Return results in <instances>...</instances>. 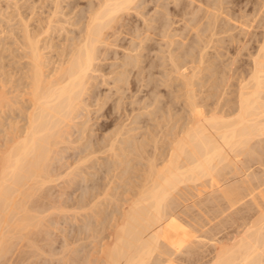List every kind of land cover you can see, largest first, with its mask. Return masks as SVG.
<instances>
[{
	"label": "bare ground",
	"instance_id": "obj_1",
	"mask_svg": "<svg viewBox=\"0 0 264 264\" xmlns=\"http://www.w3.org/2000/svg\"><path fill=\"white\" fill-rule=\"evenodd\" d=\"M4 1L8 3L7 7L10 3H16V0H0V12L1 3ZM59 1L60 0H55V3L53 4H55V6H58ZM96 1L93 6H91L83 13L84 15H82V17H77L79 20L76 23H79V26L77 27L76 32L73 36L68 38L66 37V39L62 41V44L60 43L59 46L61 47V49L60 52L58 51L59 53L56 60L47 58V54L45 53L44 49L48 48L49 46L47 44V46L41 45L40 42L42 41V39L40 38L39 32H31L29 29H27L26 23L22 22V26L20 29H9L10 33H12L15 38L14 43L21 46V52L18 57L24 61L19 62V71H15V73H19L17 79L13 78L12 74L7 75V72L2 70V67L4 65H1L2 67H0V118L3 119L6 112L12 113L10 116L11 121L8 122L6 128H3L4 131H2V134L0 136V264H24V261L27 260L26 256L24 257V254L26 253H24L22 256L21 252L24 251V249L21 248L22 251H19V248L17 246L19 244L20 246L22 245L21 241L23 239H27L30 244L33 245L39 240V237L44 238V233L47 234L46 228H48V226L51 224L54 225V223L58 221L56 220V217H59L58 215H64L66 218L71 217L74 219L78 211H88L90 212V214L95 215V218H97L98 216L96 215V213L98 208L99 210L102 209V207L100 208L99 206V204L102 203L101 198L109 199L112 202L114 200L116 203L122 201V203L119 206L117 205L118 207L116 206V209L113 207L115 211L111 209H109L110 213L106 211L108 215L110 214V217H107L110 224L108 223L107 226H102L104 227V229L102 230L106 231L105 235L101 232L105 240L98 245V248H96V246L91 250L88 249V252H86L84 248V251L86 253L83 254L84 252L82 251L83 256L81 255L80 257L76 256L75 253L77 255H80V253L78 254L77 252L81 251L82 249L75 250L77 248L74 249L73 247H69L70 249L73 248L74 251H76L74 253L73 249L72 251L69 249L74 253L73 255H75L71 256L73 257L71 260L79 261L75 264H164L168 263V261L171 263H174L176 261L174 264H264V174L261 175L262 173H264V169L259 167L260 169L258 170L261 172L263 170V172H260L261 176L257 177V172L252 165V163H256V161H252V155L254 156V152L256 154L257 151H254V145H256L258 142H264V16L259 15L260 21H262L261 26L263 27V32L260 44L257 46L254 51L255 53L251 57V67L249 68L250 70L248 69L250 73L247 77L240 76V80H237V85L234 84L236 85V89L234 91L231 89L229 90L235 92V95H233L234 98H232L231 96V99L235 100L231 103H233L235 106L230 103L231 105L229 104V106L233 105L234 109L232 111V114L229 113V115H226L222 113L224 112L222 111L223 108L219 113V107H217L219 104L215 106V110H218V112H211L212 109L210 110V113H208L209 110H207L206 112L205 109H203L204 111H202L201 108L203 107V104L201 105V101L198 100L199 96L197 93L198 89H196L197 86L194 87V85H196V83L194 82V78L197 77V73L201 72H199L200 68L193 63L197 61L199 64H201L203 63V61H205V44L197 48L198 54L196 56H191V58L188 60V62H190L192 65L187 67L185 65V62L178 61L179 56L173 55L171 53L172 50H169L172 46L171 44L174 42V39H172L174 31L172 32L170 24L167 22L171 19H168L165 7L160 4V0H154L155 10L156 8L161 9V11L159 12L160 15H155L156 13L153 11L155 17H152V20H154L155 22L150 21L149 23L154 22V24L145 25L147 23L146 21L149 20H146L147 18L144 19L145 17H143L141 19H144V21L146 20L145 23H143L145 27L138 28L133 25L132 28H129L127 31H122L121 29L120 33L122 34V38H125L128 41H125L127 43L125 48L127 49L125 50L127 51V53L123 55L119 62L116 61L118 62V69L117 71H114V74L109 77L108 82L111 83V86L108 88V91L106 93H101L102 91L100 92V90L98 91L97 84L100 80H97L96 73L100 72L99 68H101L100 66L102 65L101 60L105 58L107 60L106 47L107 45H111V43L117 41V39H120V37H117L116 33L115 36L113 35V40H109L108 38L110 35L114 34L115 29L118 28L117 26L122 27L124 25V23L121 22L122 15L127 14L131 9L138 7L139 4L137 2L139 0ZM186 1L189 5L190 3L194 4L193 0ZM136 3L138 5H136ZM203 3H207V1H204ZM67 5H69V3ZM175 5L176 4H174V6ZM205 6H202L203 9ZM263 6L264 5H262V9L264 8ZM58 7H60V5ZM199 7H201V5ZM257 8L259 9L260 7ZM197 9L196 11L198 12ZM214 9H216V7ZM219 9L221 10L222 8ZM253 11H256V7ZM258 12H261L260 9ZM256 13L254 18L255 20L258 19V15L256 18ZM209 14L212 16V27H215L216 14H214V12L209 9V6L208 8L204 9V12L202 13V16L200 18L209 17ZM189 15H191V13ZM142 16L143 15H141V17ZM177 16H179V14L176 15V18H180ZM173 18L174 17H172V19ZM181 18H183V15ZM186 18L187 17L184 16L183 19ZM198 18L195 19V16L193 17V19L195 20L194 25H196V23L199 21L200 18ZM227 18L229 17L227 16ZM51 22H54V20L49 19L47 22V26H49ZM127 22L129 23V21ZM214 22L215 26H213ZM175 23L174 25H176ZM185 23H187V20ZM185 23H183V26L186 29L188 26H190V24L186 26ZM188 23H190V21ZM72 24L73 23H71V25ZM244 24L242 23L241 29L248 26L246 24L245 26H243ZM191 25L193 26V24ZM198 25H203V23H200ZM233 25L235 24L233 23ZM47 26L45 27L46 29H48ZM181 26L182 24L180 25V27ZM192 26L190 27L192 28ZM230 27H232L231 24ZM194 28L192 29L195 31ZM234 28L235 27H233V29ZM247 28L250 29V26H248ZM156 29L162 32L161 37L157 34ZM244 30L245 32H248L246 31V29ZM203 31H205V28L203 29ZM209 31L210 30H208V32ZM16 32H20L18 37L15 34ZM182 32L184 33V30H182ZM214 33L215 32H213V35ZM154 35H158L159 38H156L161 39V41L163 40L165 45H167V47H170L168 48V50H166L165 58L163 57L164 60L166 59V61L170 65V74L168 78H176L180 80L179 85L184 90L183 98H185V100H183L186 102L184 104L186 114L183 117L186 118L185 116L187 115L189 122L184 125V127H182L178 132H173L175 133L174 135H172L171 133L172 138L170 137V139L168 138V141H165L164 145H166L167 149L164 147L165 151L163 154L165 155L163 157L160 156L161 159L159 158L158 160L157 158L159 156L157 157L154 152L153 155H150V157H148L149 155H147V164H144L146 165V168H142V170H144L143 174L140 176L141 181H139L140 183L137 187L135 186L136 192H133V195H128L127 198L121 200L114 197V193L112 191L111 192L113 193V195L109 193V186H105L103 188L101 187L102 189L100 188V190L99 188L97 189L95 185H93L91 187L92 189H95V191L93 194L91 193L92 197L90 198L86 197L81 198L80 200H71V203L67 202L66 200L60 202V199V201L54 199L52 196L54 193V188L60 183L63 184V186L69 185L70 187V183L74 182V180L77 179L75 176L78 175L79 171L81 172L83 170L81 169L82 166L88 168L89 165L86 164H89L87 162L91 163V160L93 158H96L98 160L99 156H105V161L100 164L106 167L105 172L108 173L110 172V169H112L110 157L118 156L121 150L125 148L127 149V147H129L131 149V154L132 152H138V154L143 153L141 149L143 150V148L145 147H143L144 145H142L140 142L137 143V141H134V135L133 137H125L128 131L133 128L129 127L130 129H125L124 125H119L114 128V126L116 125V119L112 118L111 114L114 111H118L120 104L124 101V98L127 97V95H125L126 91H131L134 93L138 90V86L134 84V81L141 82L142 80H144V84H141L147 87L148 95L156 91V85L152 77V68L159 66H155V63L152 61V59H150V56L148 54L151 49L149 41L154 39ZM181 36L185 38L186 35L184 36V34H181ZM186 38H188V36ZM198 38L200 39V37ZM179 40L178 42H176L180 47L182 46V44L179 45ZM243 41L242 45L245 42ZM200 42L203 41L201 40ZM162 45L163 44H161V46ZM196 45L199 46L198 44ZM128 49L130 51L129 53ZM141 50H144V52ZM185 54L191 55L188 50L187 52H185ZM182 58L184 61V54ZM163 62L164 61H162L163 65H167L165 62ZM112 64L114 63H111V65ZM207 64L208 63H206L205 65L208 67ZM219 66L218 64H214L212 66L210 65L209 68L212 70V73L215 71L216 74V71L219 72ZM160 68L164 70V68ZM155 71H157V69L154 70V72ZM223 73L224 72H222V74ZM171 75L174 76L171 77ZM227 77H229V75ZM95 78L97 80V83L94 82ZM224 79L229 78L225 77ZM15 81H17V84L15 83ZM228 82L229 80L227 81V84ZM13 83H15L16 85H14ZM170 85H172V83ZM170 85L168 86L170 87ZM165 86L167 87V85ZM225 87H227V85ZM172 88L171 91L173 90ZM221 92L224 93V91L222 90ZM129 96L131 97V95ZM88 98L92 99V102H85V100H87ZM217 100H219V98ZM177 101L175 104L178 103ZM91 104H94L96 105L95 107H97L96 109L94 108V113L96 114L95 116L89 115V111L87 108L88 106L90 108ZM163 104L164 102L162 103V105ZM147 105H149V103ZM147 105L145 106L146 108ZM172 108L175 107L172 106ZM177 108L180 109L179 107ZM224 109L226 110V107ZM159 110H161V108L156 106L155 108H152V110H146V114L150 115L151 113H153L156 115L157 113H160L161 115V112H159ZM14 111H16L15 115ZM100 111H102V113L99 114L98 112ZM228 112L229 111L224 113ZM165 113L166 112H164V114ZM82 116L83 120L81 121V126L77 128V130L79 131V135L76 138L77 140L79 139V141L81 139L83 141L84 139V141H81L82 143L79 144L81 145V150L79 149L81 155L73 164L68 163L64 170L59 171L58 169L60 167L57 169L56 166L53 165V160L57 159V155L59 153H63L65 155L66 152L64 151V153L62 150H67V148L70 147L71 143L74 140H68L70 138L69 134L71 133L70 128L72 127V129H76L75 127H73L78 123L75 119L77 117H79L80 119V117ZM101 116L105 119L96 121L97 126L99 127L94 128L93 123H88L92 117L100 120L99 117ZM137 116L138 114H134L131 121L135 122ZM181 117L182 116H180V118ZM5 118L7 119L6 116ZM126 119L127 117L125 118V120ZM138 119L140 120V118ZM152 120L150 119V122ZM167 122H165V124L161 122V124L166 125ZM166 129L167 128H165V131ZM150 132H148V134ZM66 138L68 139L66 140ZM155 139L153 141L151 140L153 142L154 148L157 146ZM74 144L75 143L73 142L72 146ZM68 149L70 151L71 148ZM72 149L77 148L72 147ZM79 150H77L78 153ZM118 150H120L119 153H117ZM161 153L162 150L159 154ZM257 154H259V151ZM262 155L264 156V154ZM256 159H261V157ZM261 160L259 161L262 165L263 163L261 162ZM258 166H260V164ZM227 174L231 176L228 178L226 176ZM74 177L76 179H74ZM69 192L70 191H67L66 193ZM60 197L58 196V198ZM205 199H208V203L204 204L202 202ZM188 206L193 208L195 207L194 209L190 208V210L195 211H189ZM76 209L77 211L71 212V210ZM69 211L70 214L67 213ZM106 212H104L105 215ZM63 213H66L67 215ZM104 213L102 215H104ZM176 213H182L180 215H183L181 216V218L179 215V219L184 220H182L184 223H182L180 227H177V224L175 225L173 223L174 220H172V216H174ZM97 214L99 215V212ZM105 215L104 218H106ZM64 216H62V222H64L63 218L65 220ZM85 216L90 218V216ZM85 216H82V219L84 221L89 220V218L85 219ZM176 216L177 215H175V217ZM219 216H226L225 218H227V216L230 217L231 220L227 221L231 222L232 224L235 223L236 225L231 224L233 227H235V229L237 227H241V229L237 228V231H235V229L233 228L236 233H234V235L233 233H231L233 236L230 237V240L228 242L227 240L224 241L225 239L221 241L220 238H216L218 237V232H220L219 230H223L221 228L224 226L220 224L218 226L219 228H221L219 230L217 229L218 226L214 221H220L221 218ZM99 217L102 216L99 215ZM218 217L219 219L216 220ZM68 220L66 219L65 222ZM96 220L97 219H95L94 221V219L92 218V220L90 219L89 223L87 224L85 221V224L87 226L90 225V228L92 229L91 222H96ZM227 221L225 222L228 223ZM225 222H223L225 225L230 226L229 223L226 224ZM98 223H100V221ZM94 224L93 228L95 227ZM86 225L84 227H86ZM215 226L217 227L215 228ZM225 227L226 226H224V228ZM214 229H217L218 232L214 231ZM85 230L87 229L83 228L80 233H86ZM90 230L88 231V233L90 232ZM211 230L213 234H211ZM92 231L93 230H91V232ZM209 231L210 233H208ZM63 232L65 233V230ZM95 232L93 234H96ZM60 233H57L58 236ZM80 233L79 235H81ZM92 233L89 234L91 235ZM77 235L78 234L75 235L76 237L74 236V238H72L74 241H70L71 238L69 239L70 242L67 241V238L63 239L65 241V245L72 244L73 242H76L78 238H82L79 235V237L77 238ZM87 235L86 237L90 236ZM96 235H94L93 237H95ZM98 236L100 237V235ZM61 237L62 236H59V238ZM65 237L71 236H65L64 234V238ZM95 238L97 241L98 238ZM99 241H101V239H99ZM99 241L97 242L99 243ZM60 242H62V240H60ZM197 242L199 246L197 244V246L193 245ZM49 245L52 246V244ZM43 246L44 245H42L41 247ZM191 246L194 247V249H191ZM185 248H187V250H185ZM36 249L34 251H36ZM51 251H53V249ZM176 252H178L177 254H179L180 252V254L178 256L175 254L176 258H174L172 255H174V253ZM181 253L184 255L183 257H181ZM31 254L33 255V253ZM58 254L61 253L58 252ZM29 255H27V257ZM34 257H36V255ZM30 258L33 259L32 256ZM60 258H62L61 255ZM60 258L56 260L58 261L57 263H59V261L62 262V260L65 261L68 259V257H64V259L62 258L61 260ZM171 258H174L176 260L174 261ZM32 261L34 262V259L29 262L32 264ZM42 261L43 263H45L43 259H41V262ZM64 261L62 263H64Z\"/></svg>",
	"mask_w": 264,
	"mask_h": 264
},
{
	"label": "rangeland",
	"instance_id": "obj_2",
	"mask_svg": "<svg viewBox=\"0 0 264 264\" xmlns=\"http://www.w3.org/2000/svg\"><path fill=\"white\" fill-rule=\"evenodd\" d=\"M55 0H16V5L13 4V3H10L9 6L7 7L8 3L6 1L2 2L1 3V12H0V67H2V70L3 71H6L7 72V75L9 74H12L13 75V78L17 79L18 78V75L19 73H15L18 72V67H19V62H23L24 60L20 59L18 57V55H20V52H21V46L18 45V44H15L14 42V36L12 33H10V30L11 29H20L21 26H22V22L26 23L27 24V29H29L31 32H36L40 34V38L42 39V41L40 42L41 45H48L49 47L48 48H45L44 51L45 53L47 54V58H50L51 60H56L57 58V55L58 53L60 52V49L61 47L59 46L60 43L62 44V41H64L66 39V37H71L75 34L76 32V29L77 27L79 26V23H76L80 18L82 17V15H84L83 13L88 10L91 6H93L95 4V1L96 0H60L59 1V5L60 7L58 6H55V3L54 2ZM63 1V2H62ZM165 0H160V4H162L164 7H165V10L167 12V17L168 19H171L169 21H167L169 24H170V28L172 30V32L174 33L173 35V38L174 39V42L171 44V48L170 47H167V45H165V43L163 42V40L161 41V39H157L159 38L158 35H160L161 37V31H159L158 29L154 30L157 32V36L154 35V39H152L150 42V47L152 49H150L149 51V56H150V59H152V61L155 63V66H159V67H153V71H152V77L154 79V82H155V85H156V91L150 95H148L147 93V87H145L143 84H144V80H142L141 82H136L134 81V84L138 86V90L136 92H131V91H126L125 92V95H127V97L124 98V101L120 104L119 106V109L118 111H114L112 112L111 114V117L112 118H115L116 119V125L114 126L117 127L119 125H124L125 129H130V128H133L131 130L128 131L127 135L126 136H129V137H133L134 135V141H137V143H141L142 145H144L143 147V150L141 149V151L144 153L142 154H138V152H132V154L130 153L131 149L129 147H127V149H123L121 150H118L117 153H119V157L118 156H111L110 158V163L112 165V169H110V172L106 173L105 170H106V167L102 166V164L100 163H103L105 161V156H99L98 160L96 158H93L91 160V163L90 162H87L89 164H86V165H89V167H85V166H82L81 169H83L81 172L79 171L78 175L74 177V182L70 183V187L69 185L66 186L63 184H59L58 186H56L55 189L54 188V193H53V198L54 199H57L58 201L60 202H63L64 200H66L67 202L71 203L73 200H80L81 198H86V197H92V194L94 193L95 189H92L91 186L95 185V187L98 189H100L101 187H105V186H109L108 190H109V193L113 195L114 193V197L116 198H119V199H124V198H127L128 195H133L132 193L136 192L135 188L138 186V184L140 183L139 181H141V178L140 176L143 174V170L146 168V165H144L145 163L147 164V155H149L148 157H150V155H153V152L154 154L158 157H156L158 160L160 158V156H164L165 154L164 151H165V148L167 149L166 145L165 144V141H168V138L170 139V137L172 135H174L176 132H178L182 127H184V125H186L188 122H189V119L187 118V115L185 116L186 118H184L183 116L186 114L185 113V98H183L184 96V90L182 89V87L179 85L180 84V80L176 79V78H168L169 77V70H170V65L168 64V62L166 61V59L164 60L165 58V55H166V50H168V48H170L169 50H172L171 53L173 55H178L179 58H178V61H181V62H185V65L188 67L190 65H192L190 62H188V60L191 58V56H196L198 54V49L200 46L204 45L205 44V47H204V51H205V54H204V60L203 63L199 64L197 61H195L193 64H196L200 70L199 72L201 73H197V77L194 78V82L196 83L195 86L197 90V93H198V100L201 101V105L203 104V107L201 108L202 111H204L203 109H205V111L207 112V110H209L208 113H210V110L212 109L211 112L213 111H217L218 110H215V106L219 107V113L221 112L222 108L224 112H227L229 111L228 113H224L222 112L223 114H226V115H229V113L232 114V111L234 109V104L231 103V102H234L235 100L231 99V96L232 98H234L233 95H235V92H233L235 89H236V85L238 83V81L240 80V76L242 77H247L248 74L250 73V67H251V57L252 55L255 53V49L257 48V46L260 44V41H261V38H262V32H263V27L261 26L262 25V21H260V18H259V15L261 16H264V8L262 9V5H264V0H263V3H262V0H193L194 4L190 3V5L187 3L186 0H166L165 2H163ZM206 2L207 3H203V2ZM209 1V2H208ZM260 3L262 4H258L257 3ZM143 2V3H142ZM174 2V3H173ZM197 2V3H195ZM66 3V4H65ZM69 3V5H67ZM97 3V1H96ZM139 4L138 7L136 8H133L130 10L129 13L127 14H123L122 17H121V22L124 23V25L122 27L120 26H117L118 28L115 29V32L114 34L110 35L109 36V40H113L114 39V36L117 34V37L120 39H117V41H115L114 43H111V45H107L106 49H107V60L106 58L101 60L102 62V65L100 66L101 68L100 69V72L99 73H96L97 75V80H100L98 81V91L100 90L101 93H106L108 91V88L111 86V83L108 82L109 81V77L111 75L114 74V71H117L118 67V62L120 61V59L123 57V55L125 53H127V49L126 48V45L128 42L127 39L125 38H122V34L120 33L121 29L122 31H127L129 28H132V26L134 25L135 27H138V28H142V27H145V25L147 24H154V20H152V17H155V15H160L159 12L161 11L160 8H156L155 10V2L154 0H139L137 2ZM136 3V5H138ZM142 3V5H141ZM179 3V4H178ZM186 3H187V6H186ZM199 3H203V4H199ZM211 3V4H210ZM215 3V4H214ZM75 4V5H74ZM174 4H176L174 6ZM197 4V5H196ZM199 4V5H198ZM221 6H220V5ZM13 5V6H11ZM62 5V6H61ZM141 5V6H140ZM179 5V6H177ZM201 5L202 6H205V8H208L209 6V9L214 12V14H216V26H215V22H214V25L215 27H212V16L209 14V17H204V18H200L202 16V13L204 12V9L203 7H199ZM218 5V6H217ZM174 6V7H173ZM195 6V7H194ZM214 6V7H213ZM220 6V7H219ZM52 7V8H51ZM152 9H151V8ZM178 7H179V10H178ZM198 7V9H197ZM216 7V9H219V8H222L220 11L219 10H216L214 9ZM256 7V11L260 9V11L262 12H258L256 13V11L254 12L253 10L255 9ZM257 7H260L259 9ZM264 7V6H263ZM71 8V9H69ZM85 10H84V9ZM142 8V9H141ZM190 8V9H189ZM195 8V9H194ZM74 9V10H73ZM154 9V10H153ZM196 9L198 10V12L196 11ZM203 9V10H201ZM231 9V10H230ZM262 9V10H261ZM56 10V11H55ZM136 10V11H135ZM142 10V11H141ZM215 10V11H213ZM223 10V11H222ZM51 11V12H50ZM55 11V13H54ZM156 13L154 15V12ZM157 11V12H156ZM182 11V12H181ZM196 11V12H195ZM17 12V13H16ZM19 12V13H18ZM185 12V13H184ZM188 14H187V13ZM191 15H189L190 13ZM219 12V13H218ZM222 12V13H221ZM2 13V14H1ZM55 15H54V14ZM58 13V14H57ZM139 13V14H138ZM176 13V14H175ZM193 13V14H192ZM198 13V14H196ZM230 13V14H229ZM255 13H256V18H257V15H258V19L255 20ZM260 13V14H258ZM51 14V15H50ZM53 14V15H52ZM137 14V15H135ZM154 16H153V15ZM177 17H180V18H176V15H178ZM186 14V15H184ZM50 17H49V16ZM127 15V16H126ZM140 15V16H139ZM141 15H143L141 17ZM152 15V16H151ZM183 15V18L184 16H186L187 18L186 19H183L181 18ZM188 15V16H187ZM193 15V16H192ZM198 15V16H196ZM2 16V17H1ZM192 16V17H191ZM195 16V19L198 18L199 21L196 23V25H194V22L195 20L193 19V17ZM227 16L229 18H227ZM48 17V18H47ZM52 17V18H51ZM78 17V18H77ZM145 17L144 19L146 20H149V21H146L147 23L144 25L143 23H145L144 19L142 20L141 18ZM150 17V19H149ZM172 17H174L172 19ZM191 17V18H190ZM197 17V18H196ZM231 17V18H230ZM176 18V19H175ZM207 18V19H205ZM228 19V22H227V19ZM49 19H52L54 20V22H51L49 26H47V22ZM139 19V20H138ZM182 19V21H181ZM174 20V21H172ZM184 20V21H183ZM187 20V23L190 21V23H185ZM191 20H194V21H191ZM231 20V21H230ZM236 20V21H235ZM259 20V21H258ZM2 21V22H1ZM127 21H129V24ZM132 21V22H130ZM150 21H154V22H151L149 23ZM171 21V22H170ZM206 21V22H205ZM209 25H208V23ZM210 21V22H209ZM225 21V22H224ZM64 22V23H63ZM127 22V23H126ZM136 22V23H135ZM187 25L190 24V26H192L191 24H193V27L195 29V31L190 27L188 26L186 29L185 27L183 26V23ZM218 22V23H217ZM230 22V23H229ZM256 22V23H255ZM71 23H73L71 25ZM76 23V24H75ZM139 23V24H138ZM173 23V24H172ZM174 23L176 25H174ZM180 23V24H179ZM200 23H203V25H198ZM205 23V24H204ZM233 23L235 25H233ZM242 23L250 26V29L247 28L248 26L246 27H243L242 28ZM3 24V25H2ZM53 24V25H52ZM60 24V25H59ZM70 24V25H69ZM139 26H137V25ZM178 24V26H177ZM182 24V26L180 27V25ZM226 24V25H225ZM229 24V25H228ZM230 24L232 27H230ZM245 24L243 26H245ZM258 26H257V25ZM29 25V26H28ZM47 26L48 29H46L45 27ZM75 25V26H74ZM131 25V27H130ZM143 25V26H141ZM199 28H198V26ZM241 25V26H240ZM74 26V27H73ZM157 26V25H156ZM173 28H172V27ZM127 27V28H126ZM180 27V28H179ZM197 27V28H196ZM227 27V29H226ZM233 27H235L233 29ZM240 27V28H239ZM40 28V29H39ZM42 28V29H41ZM69 28V29H68ZM190 28V29H189ZM205 28V31H203V29ZM211 28V29H209ZM213 28V29H212ZM215 28V29H214ZM233 30H232V29ZM10 29V30H9ZM73 29V30H72ZM192 29V30H191ZM199 29V30H198ZM210 30L208 32V30ZM239 29V30H238ZM248 31V32H245V30ZM3 30V31H2ZM178 30V31H177ZM182 30H184V33L182 32ZM198 30V31H197ZM212 30H215V31H212ZM225 30V31H224ZM230 30V31H228ZM251 32H250V31ZM9 31V32H8ZM188 34H187V32ZM190 31V32H189ZM203 31V32H202ZM217 31V33H216ZM244 33H242V32ZM65 32V33H64ZM72 32V33H71ZM119 32V34H118ZM182 32V33H181ZM186 32V34H185ZM198 32V33H197ZM213 32L214 35H213ZM19 33L20 32H16L15 34L17 35V37L19 36ZM67 33V34H66ZM116 33V34H115ZM160 33V34H159ZM177 33V34H176ZM197 35H196V34ZM210 33V34H208ZM212 33V34H211ZM12 34V35H11ZM180 34V35H178ZM181 34L185 36V38L188 36V38H183V36H181ZM199 34V35H198ZM216 34V35H215ZM247 34V35H246ZM250 34V35H249ZM114 35V36H113ZM120 35V36H119ZM176 35V36H175ZM236 35V36H235ZM246 35V36H245ZM113 36V38H112ZM180 38H179V37ZM202 36V37H201ZM206 36V37H205ZM231 36V37H230ZM112 39H111V38ZM157 37V38H156ZM200 37V39L198 38ZM241 37V38H240ZM176 38V40H175ZM185 40H183V39ZM206 38V39H205ZM212 38V39H210ZM124 39V40H123ZM165 39V38H164ZM180 39V40H179ZM205 39V40H204ZM243 39V40H241ZM122 40V41H121ZM157 40V41H156ZM178 40H179V45L182 44V46H178ZM198 40V42H197ZM203 41V42H200V41ZM209 40V41H208ZM240 40V41H239ZM119 41V42H118ZM126 41V42H125ZM165 41V40H164ZM177 41V42H176ZM191 41V42H189ZM196 41V42H195ZM212 41V42H211ZM230 41V42H229ZM242 41L244 42V44L242 45ZM50 42V43H49ZM163 42V43H162ZM183 42V43H182ZM58 43V44H57ZM122 43V44H121ZM185 43V44H184ZM208 43V44H207ZM124 44V45H123ZM152 44V45H151ZM161 44H163L161 46ZM173 44H174V47H173ZM196 44H198L199 46H197ZM46 45V46H47ZM53 45V46H52ZM123 45V46H122ZM165 45V46H164ZM192 45V46H190ZM207 45V46H206ZM20 46V48H19ZM115 46V47H114ZM117 46V47H116ZM121 46V47H120ZM211 46V47H210ZM219 46V47H218ZM241 46V47H240ZM124 47V48H123ZM176 47V48H175ZM188 47V48H187ZM196 47V48H195ZM207 47V48H206ZM223 47V48H222ZM228 47V48H227ZM243 47V48H242ZM6 48V49H5ZM8 48V49H7ZM166 48V49H164ZM180 48V49H179ZM210 48V49H209ZM47 49V50H46ZM124 49V50H123ZM175 49V50H174ZM176 49H177V52H176ZM191 49V50H189ZM207 49V50H206ZM228 49V50H227ZM56 50V51H55ZM122 50V51H121ZM188 52L191 53V55L189 54H185V52ZM226 50V51H225ZM59 51V52H58ZM144 52V50H141ZM175 51V52H174ZM179 51V52H178ZM185 51V52H184ZM193 51V53H192ZM209 51V52H208ZM222 51V52H221ZM224 51V52H223ZM12 52V53H11ZM119 52V54H118ZM123 52V54H122ZM129 49H128V53H129ZM226 52V53H225ZM131 53H134V52H131ZM157 53V54H156ZM177 53V54H176ZM180 54V55H179ZM184 54V61H183V56ZM207 54V55H206ZM222 54V55H221ZM15 56V57H14ZM159 56V57H158ZM3 57V58H2ZM5 57V58H4ZM161 57V58H160ZM164 57V58H163ZM181 57V59H180ZM187 57V58H185ZM214 57V58H213ZM218 57V58H217ZM232 59V63H231V59ZM20 59V60H19ZM109 59V60H108ZM219 59V60H218ZM19 60V61H18ZM159 60V62H158ZM218 60V61H217ZM118 61V62H116ZM162 61H164L167 65H163L162 64ZM187 61V62H186ZM215 61V62H214ZM163 62V63H164ZM218 62V63H217ZM250 62V63H249ZM105 63V64H104ZM111 63H114L111 65ZM206 63H208V67L205 65ZM222 63V64H220ZM214 65V64H218V71L220 72H217L216 71V74H215V71L212 73V70L209 68L210 65ZM229 66H228V65ZM2 65V66H1ZM110 66V67H108ZM184 66V67H186ZM203 66V67H202ZM117 67V68H116ZM160 67L164 68V70H162ZM168 67V68H167ZM205 67V68H204ZM207 67V68H206ZM5 68V69H4ZM17 68V69H16ZM112 68V69H111ZM220 68V69H219ZM225 68V69H224ZM236 68V69H235ZM155 72H158V73H155L154 70H156ZM202 69V70H201ZM223 69V70H222ZM231 69V70H230ZM249 69V70H248ZM227 70V71H226ZM163 71V73H162ZM208 71V72H207ZM224 72L222 74V72ZM230 71V72H229ZM109 72V73H108ZM113 72V73H112ZM154 72V73H153ZM167 72V73H166ZM14 73V74H13ZM228 73V74H227ZM247 73V75H246ZM234 74V75H233ZM245 74V75H244ZM106 75V76H105ZM156 75V76H155ZM159 75V76H158ZM211 75V76H210ZM229 75V77L227 76ZM161 76V77H160ZM174 76V75H173ZM171 75V77H173ZM199 76V77H198ZM99 77V78H98ZM163 77V78H162ZM165 77V78H164ZM220 77V78H218ZM229 78V79H224V78ZM232 77V78H231ZM96 78L93 80L95 83H97V80ZM101 79H102V83L101 82ZM198 79V80H197ZM19 80V79H18ZM156 80V81H155ZM162 80V81H161ZM172 80V81H171ZM225 80H226V84H225ZM229 80L228 84H227V81ZM238 80V81H237ZM167 81V83H166ZM223 81V82H222ZM160 82H164L163 84L160 83ZM178 82V83H177ZM15 83L17 84V81H15ZM15 83H13L14 85H16ZM143 83V84H141ZM172 83V85H170ZM194 83V84H195ZM218 83V84H217ZM220 84V85H219ZM225 84V85H224ZM233 84V85H232ZM236 84V85H234ZM101 85V87H100ZM162 85V86H161ZM167 85V87L165 86ZM170 85V87L168 86ZM178 85V86H176ZM223 85V86H221ZM227 85V87H225ZM108 86V87H106ZM135 86V87H137ZM145 87V88H144ZM173 87V88H172ZM175 87V88H174ZM181 87V88H180ZM215 87V88H214ZM217 87V88H216ZM224 87V88H223ZM105 88V89H104ZM161 88V89H160ZM164 88V89H162ZM171 88L173 89L171 91ZM177 88V89H176ZM222 88V89H221ZM144 89V90H143ZM160 89V90H158ZM175 89V90H174ZM181 89V90H180ZM226 89V90H224ZM233 90V91H229V90ZM143 90V91H142ZM145 90H146V93H145ZM164 90V91H162ZM166 90H167V94H166ZM224 91V93L221 92ZM158 91V93H157ZM170 91V92H169ZM181 93H180V92ZM199 91V92H198ZM131 92V93H130ZM161 92V93H159ZM164 92V94H163ZM183 92V93H182ZM233 92V93H232ZM159 94H162V95H159ZM165 94H166V97H165ZM171 94H172V98H171ZM179 94V95H178ZM131 95V97L129 96ZM154 95V96H153ZM175 96V99H174V96ZM149 96V97H148ZM221 96V97H219ZM134 97V98H133ZM227 99H226V98ZM128 98V99H127ZM157 98V100H156ZM219 98V100H217ZM229 98V99H228ZM184 99V100H183ZM227 101H226V100ZM179 100V101H177ZM203 100V101H202ZM223 100V101H222ZM230 100V101H229ZM126 101V102H125ZM155 101V102H154ZM158 101V102H157ZM168 101V102H167ZM176 101L178 102L177 104ZM182 101V102H181ZM85 102H92V99L88 98L87 100H85ZM125 102V103H124ZM164 102V104L162 105V103ZM228 102V103H227ZM149 103V105H147ZM160 105H158V104ZM169 105H168V104ZM222 103V104H220ZM233 104L232 106H229V104ZM125 104V105H124ZM227 104V105H225ZM230 104V105H231ZM94 105V104H93ZM92 104L90 105V108L88 106V111H89V115L91 116H95L96 114L94 113L95 112V109L97 107H95L96 105L93 106ZM122 105V107H121ZM147 105V108L145 107ZM154 105V106H153ZM206 105V106H205ZM214 105V107H213ZM224 105V106H223ZM149 106V107H148ZM160 107L161 110H159V112H161V115L160 113H157L156 115L151 113L150 115L146 114L147 111L149 110H152V108H155V107ZM175 107V108H172ZM184 106V108H183ZM222 106V107H221ZM136 109H134V108ZM139 109H138V108ZM143 107V108H141ZM168 107V108H167ZM177 107H179L180 109H178ZM205 107V108H204ZM209 107V108H208ZM212 107V108H211ZM226 107V110L224 109ZM95 108V109H94ZM121 108V109H120ZM171 108V109H169ZM91 109V110H90ZM129 109V110H127ZM132 109V110H131ZM134 109V110H133ZM143 109V110H142ZM167 109V110H166ZM170 111H169V110ZM177 109V110H176ZM7 110V109H6ZM9 110V109H8ZM121 112H120V111ZM123 110V111H122ZM136 110V111H135ZM138 110V111H137ZM145 110V111H144ZM147 110V111H146ZM164 110V111H162ZM125 111V112H124ZM132 111V112H130ZM144 111V112H143ZM168 111V112H167ZM91 112V113H90ZM124 112V114H123ZM141 112V113H140ZM164 112H166L164 114ZM175 112V113H174ZM10 112H6L5 116L7 117V119L4 118L0 120V136L2 134V131H4L3 128H6V125L8 124V122L11 121V114L9 115ZM99 114L102 113V111L98 112ZM97 113V114H98ZM132 113V114H131ZM16 114V111H14V115ZM122 117H121V115ZM126 114V115H125ZM134 114H138L137 118H136V121L135 122H132V116ZM164 114V115H163ZM2 115V114H1ZM9 115V116H7ZM129 115V116H127ZM165 115H168V116H165ZM172 117H171V116ZM170 116V117H169ZM180 116H182L180 118ZM85 117V116H84ZM127 117V119L125 120V118ZM130 117V118H129ZM99 119H95V117H92L90 120H89V124H92L93 123V127H99L97 126V122L96 121H101L102 119H105L104 117H99ZM140 118V120L138 119ZM147 118V119H146ZM130 119V120H129ZM150 119H154L150 122ZM159 119V120H158ZM170 119V120H169ZM188 121H187V120ZM76 122L77 125L73 126L75 127L76 129H72V127L70 128V131L71 133L69 134L70 138H66V140H73V142L75 143L73 146V142L71 143L70 147L68 148H71L70 151L69 149L67 148V150H62L65 155L63 153H59L57 155V159H54L53 160V165L56 166V168L58 169L59 167V171H62L66 168V166L69 164H73L76 159L81 155L80 154V150H81V145H79L80 143H82L84 141H82V139L79 141V139L77 140L76 138L78 137L79 135V131L77 130V128H79L81 126V121L83 120V116L80 117H77L76 119ZM80 120V122H79ZM130 122H129V121ZM149 120V121H148ZM166 120V121H165ZM13 121V119H12ZM154 121V122H153ZM156 121V122H155ZM158 121V123H157ZM169 121L165 124V122ZM185 121V122H184ZM187 121V122H186ZM137 122V123H136ZM147 122V123H146ZM160 122V123H159ZM164 123V124H161ZM184 123V124H183ZM80 124V125H79ZM141 124V126H140ZM150 125V126H149ZM157 126V127H156ZM130 127V128H129ZM136 127V128H135ZM149 127V128H148ZM152 127V128H151ZM179 129H177V128ZM165 128L166 131H165ZM169 128V129H168ZM162 129V130H161ZM159 132H157V131ZM170 130V131H169ZM137 131V132H136ZM140 131V132H139ZM151 131V132H150ZM153 131V132H152ZM176 131V132H175ZM74 132V133H73ZM76 132V133H75ZM148 132H150L148 134ZM175 132V133H173ZM137 133V134H136ZM143 133H146V134H143ZM170 133V134H169ZM172 133V135H171ZM136 134V135H135ZM159 136H158V135ZM168 134V135H167ZM156 135V136H155ZM149 136V137H148ZM151 136V137H150ZM155 139L156 137V143H157V146H156V143H155V148L153 147V138ZM162 136V137H160ZM159 137V138H158ZM174 137V136H173ZM152 138V139H151ZM167 138V139H166ZM172 138V137H171ZM144 139V140H143ZM148 139V140H147ZM159 139V141H158ZM164 139V140H163ZM152 140V141H151ZM82 141V142H81ZM77 142V143H76ZM149 142V143H148ZM255 143V142H254ZM257 143V142H256ZM164 146H163V145ZM258 144V145H257ZM255 146V149L254 151H256V154L258 153L259 151V154H255L254 152V156L252 155L253 159L252 161H256V163L260 164V166H258L256 163H252L253 165V168L255 169V171L257 172L256 175H258L257 177H260L261 175H263L264 173L263 170L262 172L259 171L258 169H260L259 167L263 168L264 169V156L262 154H264V142H258ZM78 145V146H77ZM161 145V146H160ZM260 145V146H259ZM147 146V147H146ZM152 146V147H151ZM257 146V147H256ZM72 147H76L77 149H72ZM151 147V148H150ZM161 147V148H159ZM165 147V148H164ZM262 147V148H261ZM153 148V149H152ZM254 148V147H253ZM261 148V149H260ZM66 149V148H65ZM80 149V150H79ZM149 149V150H148ZM72 150V152H71ZM76 150V151H75ZM79 150V153L78 151ZM129 150V151H128ZM152 150V151H151ZM158 150V152H157ZM162 150V153L159 154ZM262 150V151H261ZM71 153H69V152ZM75 152V153H73ZM129 152V154H128ZM147 154H146V153ZM151 152V153H150ZM73 153V154H72ZM166 153V152H165ZM63 154V155H62ZM69 154V155H68ZM123 154V155H122ZM129 156H128V155ZM138 154V155H137ZM158 154V155H157ZM163 154V155H162ZM262 156H261V155ZM61 155V157H60ZM68 155V156H67ZM75 155V156H74ZM127 155V156H126ZM260 155V156H259ZM66 156V157H64ZM70 156V157H69ZM142 156V157H141ZM74 157V158H73ZM76 157V158H75ZM121 157V158H120ZM133 157V158H132ZM147 157V158H148ZM261 159H256V158H260ZM117 158V159H116ZM120 158V159H119ZM144 158V159H143ZM245 158V157H244ZM131 159V161H130ZM146 159V160H145ZM161 159V158H160ZM249 159V160H250ZM139 160V161H138ZM144 160V161H143ZM263 163L261 165L260 161ZM97 163H96V162ZM125 161V162H124ZM121 162V163H119ZM124 162V163H123ZM128 162V163H127ZM143 162V163H142ZM114 163V164H112ZM56 164V165H55ZM58 164V165H57ZM121 164V166H120ZM256 164V165H255ZM94 167H93V166ZM99 166V167H98ZM144 166V167H143ZM258 166V168H257ZM263 166V167H262ZM93 167V168H92ZM139 167V168H138ZM96 168V169H95ZM125 168V169H124ZM136 168V169H135ZM142 168H144L142 170ZM257 168V169H256ZM142 171H140V170ZM253 169V170H254ZM123 170V171H122ZM84 171V173H83ZM98 171V172H97ZM126 171V173H125ZM140 171V172H139ZM55 172V171H54ZM133 172V173H132ZM139 174H138V173ZM262 174H261V173ZM87 173V174H86ZM125 173V174H124ZM128 173V174H127ZM229 173V172H228ZM81 174V175H80ZM98 174V175H97ZM106 174V176H105ZM137 174V175H136ZM255 174V173H254ZM261 174V175H260ZM124 175V176H123ZM130 178H129V176ZM134 175V176H133ZM136 175V176H135ZM83 176V177H82ZM132 176V177H131ZM228 178L231 176L229 174L226 175ZM128 177V178H127ZM136 179H135V178ZM126 178V179H125ZM113 179V180H112ZM140 179V180H139ZM90 180V181H89ZM102 180H105V181H102ZM124 181V182H123ZM96 182V183H95ZM111 182V183H110ZM131 182V183H129ZM105 183V184H104ZM76 184V186H75ZM101 184V185H100ZM130 184V186H129ZM136 184V185H134ZM81 185V186H80ZM114 185V186H113ZM126 185V186H125ZM132 185V186H131ZM66 186V187H65ZM73 186V187H72ZM75 186V187H74ZM78 186V187H77ZM136 186V187H135ZM77 187V188H76ZM111 187V188H110ZM126 187V188H125ZM132 187V188H131ZM67 188V189H66ZM101 188V189H102ZM100 189V190H101ZM134 191H133V190ZM56 191V192H55ZM58 191V192H57ZM67 191H70L69 193H66ZM86 191V192H85ZM89 191V192H88ZM113 193H112V192ZM131 191V192H130ZM58 193V194H57ZM92 193V194H91ZM131 193V194H130ZM56 195V196H54ZM85 195V196H84ZM58 196L60 198H58ZM126 196V197H125ZM79 198V199H78ZM60 199V200H59ZM72 200V201H71ZM207 200V201H206ZM101 202L99 204L100 208L102 207V209L97 210V213L99 212V215L102 216V217H99V215L96 213V215L98 216L97 218H95V215L93 214H90V212H85V211H78L77 214H76V217L73 219L71 217H65L64 215H58L59 217L57 218L56 217V223L51 224L48 226V228H46V231H47V234L44 233V238L42 237H39V240L34 243L33 245L30 244V242L27 240V239H23L21 241V246L20 244L17 246L19 248V251L21 250V248L24 249V251L21 252V255L23 256L24 253H26L27 255H29V259L27 257L26 254H24V257L26 256L27 260L24 261V264H29L31 262V260L34 259V262L32 261V264L33 263H36V264H74L76 262H79V261H72L71 259L73 257L71 256H80L81 255L83 256V254H85L86 252H88V249H92L93 247H96L98 248V245L102 242H104L105 238L102 234L105 235V232L104 230V227L102 226H107V224L109 223L107 217L109 216L110 217V214L108 215L107 212L110 213V210H113L115 211V207L118 205H121L122 201L121 202H118L116 203L114 200L113 203L111 200L109 199H103L101 198ZM112 202V203H111ZM202 203H208V199H205ZM114 204V205H113ZM117 206V207H118ZM115 209H114V208ZM189 207V211H192L194 212L195 210H190V208L194 209L193 207ZM113 208V209H112ZM188 209V208H187ZM74 211H77L76 210H71V212H74ZM107 211V212H106ZM112 211V212H113ZM106 212V215L105 213ZM111 212V213H112ZM70 214V211L67 212ZM81 213V214H80ZM86 213V214H85ZM104 213L105 217L104 218V215H102ZM63 214H66V213H63ZM72 214V213H71ZM80 214V215H79ZM182 214V213H176L175 215H177L175 217L172 216V220H174V224L178 227H180L182 225V223H184L181 219H179V215ZM67 215V214H66ZM85 215L87 216H90L89 217H86ZM62 216L65 217V220L69 219L68 221L65 222L64 218H63V221L62 222ZM82 216H85V219H88L89 220H85L86 221V224L89 223L90 219L92 220V218L94 219H97L98 222L100 221V223L97 222H91V225H92V229L90 228L91 226L90 225H86L85 224V221L82 219L83 217ZM93 216V217H92ZM181 216L183 215H180V218ZM92 217V218H91ZM221 219L220 221H214L216 223V225H224L226 226L224 228V226L221 228L223 230H219V226H218V230L221 232H218V230L214 229V231H217L219 234L218 237L216 238H220V240H224L227 242L230 240V237L234 235V233H236L235 231H237V228L241 229V227H237L235 229V227H233L232 225H236L235 223L232 224L231 222L227 221V220H231L230 217L227 216V218H225L226 216H219ZM219 217L216 219L218 220ZM73 219V220H72ZM78 219V220H77ZM110 219V218H109ZM186 219V218H184ZM224 220V221H222ZM182 221V222H181ZM222 221V222H221ZM227 221L230 226L228 225H225L223 222ZM84 222V223H83ZM105 222V223H104ZM95 223V224H94ZM98 223V225H97ZM104 223V224H103ZM172 223V224H173ZM218 223V224H217ZM226 223V222H225ZM226 223V224H228ZM84 224V225H83ZM93 224H94V228H93ZM110 224V223H109ZM173 224V225H174ZM232 224V225H231ZM241 224V223H240ZM79 225H80V228H79ZM82 225V226H81ZM86 225V227H84ZM215 226V228L217 227ZM82 227V228H81ZM79 228V229H78ZM85 228L87 230H85L86 233L83 232L84 234V237H83V234H81L80 232L82 231V229ZM235 231H234V229ZM48 229V230H47ZM93 230L95 232L96 230V234H93L91 232V230ZM166 229V228H165ZM54 230V231H53ZM62 230V231H61ZM65 230V233L63 232ZM78 230V231H77ZM80 230V231H79ZM90 230L89 233H92L91 235L88 233V231ZM52 231V232H51ZM84 231V230H83ZM227 231V232H226ZM234 231V232H233ZM61 232V233H60ZM65 236H71V237H65L64 238V234ZM79 232L81 235H79ZM102 232V234H101ZM57 233H60L62 235L59 234V236H62L61 238H59L58 234ZM78 234L80 237L82 238H78L79 236L77 235V238L78 240H76V242H73L72 244H67L65 245V241L63 239H68L67 241L70 242L71 240H73L72 238H74V236L76 234ZM210 233V231L208 232ZM216 233V232H215ZM227 233V235H226ZM233 233V235L231 234ZM53 234V235H51ZM90 236H88V235ZM211 234L212 233V230H211ZM56 235V236H55ZM86 235L88 237H86ZM94 235H96L95 237H99L98 235H100V237L98 238L97 241H99V239H101V241H99V243L96 241V238L93 237ZM223 235V236H222ZM49 236V237H48ZM53 236V237H52ZM92 236V237H91ZM76 237V236H75ZM226 237V238H225ZM228 237V238H227ZM48 238V239H47ZM71 238V239H70ZM95 238V239H94ZM104 238V239H103ZM70 239V241H69ZM48 240V241H47ZM50 240V241H49ZM60 240H62V242H60ZM219 240V239H218ZM52 241V242H51ZM74 241V240H73ZM96 241V242H95ZM48 242H51V243H48ZM39 243V244H38ZM62 243V245H61ZM49 244H52L49 245ZM85 244V245H84ZM198 245V242L197 243H194L193 245L197 246ZM200 244V243H199ZM27 245V246H25ZM36 245V246H35ZM42 245H44L43 247H41ZM61 245V247H60ZM84 245V246H83ZM23 246V247H22ZM32 246V247H31ZM35 246V247H34ZM83 246V247H82ZM87 246V247H86ZM92 246V247H91ZM199 246V245H198ZM30 247V248H29ZM53 251H51L52 249ZM69 247H73L75 250H78V249H82L81 251L77 252L78 254L80 253V255H77L74 251L73 248H69ZM33 248H38L36 249V251H34L35 249ZM43 248V249H41ZM49 248H50V251H49ZM84 248L86 250V252L84 251ZM190 248V247H189ZM48 249V250H46ZM74 251L75 255H73L74 253L71 252L70 250ZM191 249H194V247L191 246ZM43 250V251H41ZM62 250V251H61ZM89 250V251H90ZM185 250H187V248H185ZM33 253V255L36 257H34L31 253ZM34 251V252H33ZM48 251V252H47ZM61 251V252H60ZM84 253H83V252ZM29 252V253H27ZM61 253V254H58ZM71 252V253H70ZM83 253V254H82ZM178 252L174 253V255H172L174 258H176L175 254L178 256L180 254H177ZM50 254V255H49ZM55 254V255H53ZM38 255V256H37ZM59 255V256H58ZM60 255L61 257L64 259V257H68L65 263L64 260H62V262L64 261V263H62L61 261H59V263H57L58 261H56L58 258H60ZM182 255V256H181ZM181 257H183L184 255L181 253ZM32 256L33 259H31L30 257ZM45 256V257H44ZM171 256V257H172ZM39 257V258H38ZM51 257V258H50ZM37 258V259H36ZM60 258V260L62 259ZM174 258H171L173 259L174 261L176 259ZM180 258V257H179ZM41 259H43L45 261V263H43V261L41 262ZM37 260V261H36ZM69 260V261H68ZM173 260H170V261H173ZM30 261V262H29ZM47 261V262H46ZM71 261V262H70ZM61 262V263H60ZM176 262V261H175ZM174 262V263H175ZM171 262L168 261V263H164V264H169ZM173 262L171 264H174ZM31 264V263H30ZM80 264V263H78Z\"/></svg>",
	"mask_w": 264,
	"mask_h": 264
}]
</instances>
